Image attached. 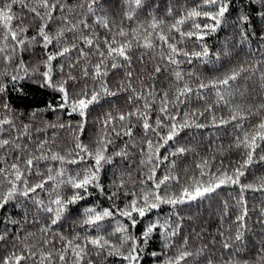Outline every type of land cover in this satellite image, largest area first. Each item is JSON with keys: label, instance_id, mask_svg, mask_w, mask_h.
<instances>
[{"label": "snow or ice", "instance_id": "obj_1", "mask_svg": "<svg viewBox=\"0 0 264 264\" xmlns=\"http://www.w3.org/2000/svg\"><path fill=\"white\" fill-rule=\"evenodd\" d=\"M145 5L146 0H126L117 22L98 11L96 0H0V247L5 250L0 264H145L146 258L147 264H264V249L251 261L224 259L222 254L217 258L204 244L190 246L185 234L189 213L181 214V206L190 209L192 202L218 195L221 186L238 185L236 230L222 242L227 249L247 228L244 192L251 189L264 196V175L241 182L249 166L264 162V103L247 110L230 103L232 83L242 73L258 75L264 84V0H194L179 14L165 5L171 20L154 15V4ZM124 20L135 26L126 28ZM224 24L241 41L255 37L260 55L230 60V66L216 69L220 74L212 77L181 68L194 58L215 64L230 55L227 50L213 53L205 40ZM139 47L159 48L164 61L155 65L149 84L134 82L132 50ZM164 70H171L173 79L158 88L155 74ZM110 73L115 88L110 87ZM25 80L54 94L42 111L53 112L55 120L42 121L41 127L71 130V148L54 149L56 132L51 140L34 137L33 130L39 133L41 127L17 124L11 96L25 95L20 83ZM121 91L127 93L126 106L109 107L102 119L97 117L98 129L82 139L90 106L111 105L107 98ZM211 92L215 98L209 100ZM193 98L203 107L191 108ZM220 104L229 107L227 117L216 115ZM38 111L33 109L32 115ZM204 112L210 121L198 120ZM73 114L79 119L73 121ZM254 115L259 118L252 120ZM230 121L236 123L228 148L238 150L239 158L213 168L215 155H201L195 169L185 167L181 175L179 161L195 152L180 135L182 130ZM137 127L139 134L134 133ZM133 148L139 152L137 178L123 164L135 154ZM72 205H77L75 212ZM29 206L35 230L25 227ZM13 208L22 215H13ZM222 211L228 212V201ZM69 218L74 231L66 234L61 222Z\"/></svg>", "mask_w": 264, "mask_h": 264}, {"label": "trees", "instance_id": "obj_2", "mask_svg": "<svg viewBox=\"0 0 264 264\" xmlns=\"http://www.w3.org/2000/svg\"><path fill=\"white\" fill-rule=\"evenodd\" d=\"M70 3H77L78 0H69ZM98 5V11L101 9L107 12L110 18H114L119 22L123 11L125 10L124 5H126V0H96ZM152 3L155 7L152 9V13L158 17H162L165 20H171L172 15H167L165 10V5L173 6V11L179 14L183 11L185 7L192 6L194 0H146V5ZM236 4H239V0H235ZM17 11H20L17 9ZM26 11V10H25ZM236 9L233 8L232 12L235 13ZM142 18L147 17V13H141ZM30 19V14L26 17V20ZM91 20V18H89ZM124 26L126 28L134 27L135 24H129L127 20H124ZM166 27V26H165ZM184 27L187 29L189 23L186 21ZM31 30V29H30ZM98 31L103 34V29L100 28ZM193 40L195 38H192ZM206 42L209 47L212 48L213 53L216 51L224 52L227 50L230 55L222 56L220 61L213 63L201 64L199 60L193 59L192 64L187 62L180 65L181 68L187 70L193 68L198 73H203L205 76L212 77L219 75L220 72L216 69H223L229 65V61H245L251 60L260 55L259 48L260 44L255 37L251 41H241L238 32L229 24L222 25L215 33H211L209 36L205 37ZM159 44V41H155ZM189 47H194V45L189 43ZM37 51H39V46H37ZM133 61L132 70L134 73V82L139 84L140 80H143L145 84L152 82L151 77L154 74V68L157 63L163 65L164 61L160 58L159 48L145 50L143 47L133 48ZM143 55V60L139 57ZM28 56L25 55L24 59L27 61ZM214 60V55L212 56ZM3 66L2 61H0V67ZM156 85L159 88L161 82L167 83L173 79L171 70H164L161 73L155 74ZM123 76V73H120ZM21 85L25 86V95L23 97L17 96L15 93L12 94L11 99L14 107L18 110L17 124L21 122L31 123L34 127H41L42 121L55 120V114L51 111H42L46 101L55 99L54 94L49 90L37 87L30 81H21ZM109 84L110 87L115 88L116 82L112 78L111 73L109 74ZM193 87H195V78L193 80ZM126 92H119L116 97L109 96L107 99L112 103L101 102L97 106H90V112L88 116V124L86 125V130L82 134L81 138L85 139L89 135V130L95 131L98 129L100 120L97 117L103 118V113L109 109V107H121L124 108L126 97ZM215 98V93H209V100ZM231 104H239L247 110L248 105L259 106L264 103V84H261L258 75H248V73H242L237 80L232 83V95L230 98ZM191 108L203 107V102L195 98L189 102ZM35 108L41 109V111L36 112L32 115V110ZM216 115H223L225 117L229 114V107L223 104L216 105ZM184 108L181 106V111ZM155 114V113H154ZM259 117L254 115L251 117L252 120H256ZM73 121L79 119L78 114H73ZM199 121H210L209 112H204L203 116L198 117ZM235 121H230L226 125H216L213 126L209 122L205 128H196L195 126L185 128L182 130L180 135L184 138V141L191 147L195 149V152L189 151L185 154V158L179 161L180 164V174L183 175L184 168L187 167L190 170L195 169V163L199 156L201 155H215L216 159L212 161L213 168L220 165V161H223L224 166H229L234 163L238 158V150L229 149L228 145L233 139V125ZM56 132L55 137V150H67L72 147L73 134L71 130L64 129H53L51 127L43 129L39 133L33 130V136H39L43 138L47 135L49 139H52V133ZM134 133L139 134L140 128L134 129ZM119 143V141H117ZM221 146H223L222 151H218ZM163 151V150H162ZM132 152L135 153L129 158L123 161V164L127 167L129 171L132 172L133 178L139 176L138 170V157L139 152L137 149L133 148ZM120 160L119 157L116 158ZM264 162H257L255 166H249V170L245 172V175L241 177V182H250L255 179V177L264 175ZM72 168V166H69ZM159 170L157 175H159ZM106 183V181H105ZM218 195H214L211 199H203L199 203L192 202V207L190 209H183L184 212H188L189 215L185 216L186 223L190 225L186 228L185 234L189 237L190 246H200L204 244L207 249L211 250L212 254L220 257L223 255L224 259H228L229 256H235L241 260H251L255 261L261 250L264 249V196L259 192H254L248 189L244 192V197L248 201L249 215L247 219V228L243 232L241 240H233L232 247L224 248L223 240L225 237L234 233L236 230V225L234 221V214L238 210V199H239V186H221L217 189ZM102 203L107 204V201ZM224 201H228V212H223ZM168 206H162L165 210ZM73 212L76 211L77 205L71 206ZM13 215L20 216L22 212L20 209L13 208ZM33 209L29 206L28 209V223L25 225L29 230H35L37 225L32 224ZM45 217L40 216V222H44ZM61 230L66 234H71L74 229L71 227V219H64L61 222ZM223 233V235H221ZM181 243V241H177ZM2 244V242H0ZM4 248L0 247V254H3ZM207 252H205V255ZM97 260L100 258L96 257ZM147 264V258L146 262Z\"/></svg>", "mask_w": 264, "mask_h": 264}]
</instances>
